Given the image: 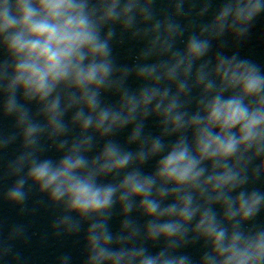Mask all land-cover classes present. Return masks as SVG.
I'll return each mask as SVG.
<instances>
[{"label":"clouds","instance_id":"1","mask_svg":"<svg viewBox=\"0 0 264 264\" xmlns=\"http://www.w3.org/2000/svg\"><path fill=\"white\" fill-rule=\"evenodd\" d=\"M20 11L22 12L21 24H30L29 32L33 34L34 39L25 40L22 35H17L13 40V46L17 51L27 53L28 59L18 66L19 76L18 80H23L27 86L33 87L36 93L43 92L47 95L49 78L55 80L67 74L70 63L73 59L76 60V65H79L83 56L80 50L85 46H92V51L98 53L103 51L105 45L95 43V35L88 27L86 20L77 13L76 8L68 2V0H43L45 7L50 11V14L56 18L61 19L60 23H48L45 21L36 22L33 20V11L28 6V0H17ZM259 10V5H253L247 15L250 17ZM243 11V10H241ZM240 13H238L239 15ZM0 21L2 27L8 28L16 23L15 18L10 17L7 8L0 11ZM192 52H201L203 45L193 42L190 49ZM220 69H218L219 71ZM224 76H228L232 72L235 77L236 70L222 66ZM108 71L106 65L99 67L92 65L87 70H82L77 73L80 83H90L97 79V75L106 73ZM230 82L242 83L243 91L245 93H252L259 89L260 81L251 73L247 76H242L239 79H233ZM247 109L241 107L236 100H230L227 103L221 104L219 100L212 105L209 121L213 124L219 123L222 129H228L241 121L245 120ZM102 117L101 123L103 122ZM260 117L253 116L244 124L242 131L245 132L243 139L249 138L250 130L260 122ZM235 148V141L229 139L223 140L217 136L215 139H209L207 136H202L200 142V152L202 155L207 154L215 156L218 153L222 155L230 154ZM211 150V151H210ZM128 162V158L124 157L119 160L114 167H122ZM80 160L72 161L65 159L62 165L53 169L49 162H44L35 167L31 171L32 178L41 184L42 189L52 188V197L59 199L66 193L71 197V207L77 209L81 213L89 211H98L107 206L113 194L112 188L100 189L94 187L91 183L85 180H80L71 175L72 170L81 165ZM195 163L189 159L187 150L177 147L170 153L161 164L160 175L167 179H174L177 182H184L189 179H195L199 173L190 175L193 172ZM226 182V181H224ZM127 185L131 186L134 194L147 193L148 184L136 181L134 176L125 181ZM66 186V187H65ZM217 186H220L218 182ZM14 196H20L21 193L16 191ZM253 200L251 205L247 201L241 204V208L247 206L244 215L247 216L252 207L257 203ZM156 210L154 205H150L146 211L151 214ZM181 215L185 218H190L191 213L185 207ZM205 221H201L203 225ZM176 229L173 225H166L162 231L171 234ZM206 231L211 234L214 229L209 223ZM223 233L216 236V241L219 242ZM258 249L262 246L258 245ZM264 252L258 251L256 258L259 259ZM250 256L248 254H241L240 256H230L226 264H248ZM144 264H153L152 261H145Z\"/></svg>","mask_w":264,"mask_h":264}]
</instances>
